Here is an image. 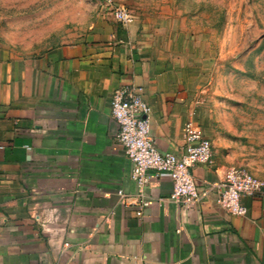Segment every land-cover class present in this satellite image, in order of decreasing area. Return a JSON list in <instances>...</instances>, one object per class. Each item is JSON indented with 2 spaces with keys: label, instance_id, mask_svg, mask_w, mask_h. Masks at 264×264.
I'll return each instance as SVG.
<instances>
[{
  "label": "crops",
  "instance_id": "crops-1",
  "mask_svg": "<svg viewBox=\"0 0 264 264\" xmlns=\"http://www.w3.org/2000/svg\"><path fill=\"white\" fill-rule=\"evenodd\" d=\"M92 36L37 57L0 51V264H264V189L232 215L213 191L188 207L172 202L160 173L140 206L113 90L142 88L162 152L184 151L187 121L211 141L209 127L162 51L134 34ZM213 161L191 168L199 192L227 168Z\"/></svg>",
  "mask_w": 264,
  "mask_h": 264
},
{
  "label": "rangeland",
  "instance_id": "rangeland-1",
  "mask_svg": "<svg viewBox=\"0 0 264 264\" xmlns=\"http://www.w3.org/2000/svg\"><path fill=\"white\" fill-rule=\"evenodd\" d=\"M0 0V51L37 57L105 33L162 51L206 120L213 153L264 181V0Z\"/></svg>",
  "mask_w": 264,
  "mask_h": 264
},
{
  "label": "built area",
  "instance_id": "built-area-1",
  "mask_svg": "<svg viewBox=\"0 0 264 264\" xmlns=\"http://www.w3.org/2000/svg\"><path fill=\"white\" fill-rule=\"evenodd\" d=\"M113 18L127 24L133 14L130 10L107 2ZM150 107L143 97L142 88L126 85L112 92L110 113L117 125V141L131 163V179L139 187L138 195L141 207L149 204L144 189L154 175L167 173L172 181L169 200L188 207L203 195L213 191L216 202L232 215L243 216L247 209L241 198L245 195L255 197L263 194L264 181L248 170L238 166L225 168L223 176L202 192L191 173L196 164L212 165L213 150L211 141L203 133L201 125L189 120L183 128L184 151L180 154L160 151L150 133ZM117 194L125 197L122 189Z\"/></svg>",
  "mask_w": 264,
  "mask_h": 264
}]
</instances>
